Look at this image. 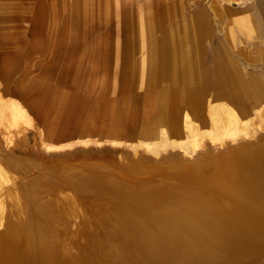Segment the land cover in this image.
Masks as SVG:
<instances>
[{"label": "rangeland", "instance_id": "374dc122", "mask_svg": "<svg viewBox=\"0 0 264 264\" xmlns=\"http://www.w3.org/2000/svg\"><path fill=\"white\" fill-rule=\"evenodd\" d=\"M262 140L264 0H0V239L20 254L88 230L116 253L100 176L154 184Z\"/></svg>", "mask_w": 264, "mask_h": 264}, {"label": "bare ground", "instance_id": "6f19581e", "mask_svg": "<svg viewBox=\"0 0 264 264\" xmlns=\"http://www.w3.org/2000/svg\"><path fill=\"white\" fill-rule=\"evenodd\" d=\"M241 156L233 154L214 169L195 166L179 175L173 173L175 170H169L157 177L154 184L144 186L134 183L125 186L100 176L98 180L107 190L104 188V193L100 194L109 196V199L106 198L107 205L110 202L108 221L115 226V229L111 226L110 230H117L116 238L112 237L115 238L114 243L117 236L120 240L122 238V245L119 244L121 247L116 253L115 249L112 253L106 252L107 247H104L106 253L97 255L90 254L94 251L92 247L91 252L85 251L86 245H90L91 238H94V232L87 233L90 232L88 230L65 235L69 246L64 249L68 252L62 244H58L57 235L36 233L32 236L35 251L25 255L20 254L17 245L25 240L24 234L17 240L11 233L4 232L0 239V264H264V162H261L264 157L247 160L246 157L241 159ZM95 178L91 177L90 182H95ZM6 179L1 181L6 183L9 180L8 177ZM2 208L1 203L0 227L4 224L2 213L5 211ZM112 233L115 234H108Z\"/></svg>", "mask_w": 264, "mask_h": 264}]
</instances>
